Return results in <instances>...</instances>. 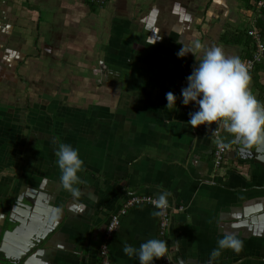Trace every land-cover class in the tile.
Wrapping results in <instances>:
<instances>
[{"label": "crops", "instance_id": "obj_1", "mask_svg": "<svg viewBox=\"0 0 264 264\" xmlns=\"http://www.w3.org/2000/svg\"><path fill=\"white\" fill-rule=\"evenodd\" d=\"M256 1L0 0V264H97L110 212L132 193L164 191L165 232L155 207H130L107 242L111 263L140 264L124 242L155 236L172 264H264V143L188 124L196 107L181 89L202 49L177 55L199 40L245 61L248 29L264 41ZM250 73L264 102V59ZM215 130L227 144L219 168ZM58 141L84 161L78 197L60 182ZM227 232L242 250L213 257Z\"/></svg>", "mask_w": 264, "mask_h": 264}, {"label": "clouds", "instance_id": "obj_2", "mask_svg": "<svg viewBox=\"0 0 264 264\" xmlns=\"http://www.w3.org/2000/svg\"><path fill=\"white\" fill-rule=\"evenodd\" d=\"M154 42V41H153ZM202 49V56L192 72L186 77L188 83L181 89V103L188 105L194 102L195 111L189 112L188 124L197 126L217 122V127H223L234 134L235 139L242 140L248 145L264 143V102L260 101L250 87L251 73L239 55H226L219 46H207L197 40L194 45H186L178 52L184 56L188 52L194 55ZM168 110L177 108V95L172 91L166 93ZM215 128V129H216ZM217 144L227 147L225 141L217 137ZM58 157L57 164L61 169L60 182L74 196L80 195L78 185L82 183L79 172L85 167L79 149L71 143L58 141L55 149ZM169 192L164 191L154 200L160 211L168 207ZM82 211L83 203L74 205ZM56 211H59L57 209ZM218 247L211 255L216 257L222 249L231 248L239 252L243 248V240L233 232H227L218 238ZM123 252L129 257H138L140 264H155V258L168 257L169 242L159 237H151L141 242L137 247L124 242Z\"/></svg>", "mask_w": 264, "mask_h": 264}, {"label": "built area", "instance_id": "obj_3", "mask_svg": "<svg viewBox=\"0 0 264 264\" xmlns=\"http://www.w3.org/2000/svg\"><path fill=\"white\" fill-rule=\"evenodd\" d=\"M93 4L101 7L106 0H90ZM256 8L260 12L264 10V0L256 1ZM248 36L250 37V47L251 51L249 56L245 59V63L249 65V71H252L254 67L261 63L264 59V41L262 39L260 31L252 26L248 29ZM215 141L212 150V160L214 168H219L223 165L226 154V147H221L217 144L216 140L219 137L218 131H214ZM156 196L147 194V193H132L130 194L120 206H117L113 211L110 212L109 219L106 223L103 232L102 243L99 249V257L97 264H113L108 259V251H107V242L114 234L116 229L118 228L122 216L127 212V210L136 205H148L153 206L160 211V209L155 205L154 200ZM171 221V209L168 207L161 211V214L158 215V230L159 233L163 234L167 227L170 225ZM164 261L167 264H172L169 262L168 257H163Z\"/></svg>", "mask_w": 264, "mask_h": 264}, {"label": "water", "instance_id": "obj_4", "mask_svg": "<svg viewBox=\"0 0 264 264\" xmlns=\"http://www.w3.org/2000/svg\"><path fill=\"white\" fill-rule=\"evenodd\" d=\"M21 254H22V251H20V253H19V255H18L19 257H17V258H20V257H21ZM0 260H1V259H0ZM18 261H19V260H18Z\"/></svg>", "mask_w": 264, "mask_h": 264}]
</instances>
